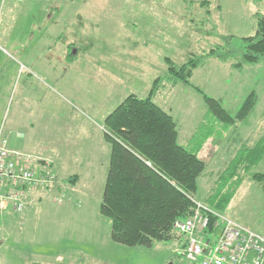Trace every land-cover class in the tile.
<instances>
[{
    "label": "rangeland",
    "instance_id": "rangeland-1",
    "mask_svg": "<svg viewBox=\"0 0 264 264\" xmlns=\"http://www.w3.org/2000/svg\"><path fill=\"white\" fill-rule=\"evenodd\" d=\"M257 14L264 0H0V132L10 145L57 146L70 141L75 118L101 120L128 95H150L159 79L153 100L175 119L179 143L206 163L196 199L264 235V180L255 178L264 152L234 161L242 148L264 145V60L237 69L207 55L226 36H254ZM198 57L192 85L231 115L257 94L245 119L225 125L193 86L167 75V60ZM71 185L58 178L46 195ZM62 191L35 213L0 211L11 218L2 217L0 264H187L178 236L152 247L117 243L112 223L92 221L101 196Z\"/></svg>",
    "mask_w": 264,
    "mask_h": 264
},
{
    "label": "trees",
    "instance_id": "trees-1",
    "mask_svg": "<svg viewBox=\"0 0 264 264\" xmlns=\"http://www.w3.org/2000/svg\"><path fill=\"white\" fill-rule=\"evenodd\" d=\"M256 18L254 36H226L224 45H217L207 55L231 62L237 69L263 61L264 15L257 14ZM202 61L201 57L190 58L176 66L167 60V75L193 86L190 79ZM158 82L159 79L147 97L128 95L105 120L111 156L100 211L112 220L113 240L127 246L152 247L156 241L175 239L178 235L173 224L194 212L192 199L197 200L200 178L206 170L205 161L179 143L173 116L152 100ZM196 89L203 94L208 111L227 126L237 118L245 119L257 103L253 91L233 116L220 100ZM259 147L242 148L234 161L245 163L251 157H262L264 145ZM257 175L255 178L264 180V175ZM65 182L73 185L75 180L68 178ZM2 217L8 223L11 219L10 214L0 212V228Z\"/></svg>",
    "mask_w": 264,
    "mask_h": 264
},
{
    "label": "built area",
    "instance_id": "built-area-1",
    "mask_svg": "<svg viewBox=\"0 0 264 264\" xmlns=\"http://www.w3.org/2000/svg\"><path fill=\"white\" fill-rule=\"evenodd\" d=\"M57 181L48 160L10 148L0 132V211L24 212ZM192 200L194 212L173 224L187 264H264V235Z\"/></svg>",
    "mask_w": 264,
    "mask_h": 264
},
{
    "label": "crops",
    "instance_id": "crops-1",
    "mask_svg": "<svg viewBox=\"0 0 264 264\" xmlns=\"http://www.w3.org/2000/svg\"><path fill=\"white\" fill-rule=\"evenodd\" d=\"M16 1H21V0H16ZM114 76L119 77V79L120 77L121 79L124 78L122 74H117ZM196 87L197 86H193L195 90H197ZM197 91L200 94H202L199 90ZM153 96L154 95H152V100H153ZM109 114L110 113L102 114L103 116L101 117L102 118L101 120L100 119L97 120L96 118H94L91 119L89 123H85V124L82 121L83 119H80L78 117L75 118V121L72 122L74 126L71 129L70 141L62 142L57 146L56 143H52V142H46V143L41 142V143L29 144V145H19L20 142L18 138L16 139L15 142L12 143V145H10V142H8L9 144L8 146L9 147L13 146L15 149L21 150L22 152L31 154L35 157L49 160L52 169L57 173L58 178L60 179L61 182L67 180L68 178L74 179L75 183L70 187L68 186L66 188L67 190L65 189V191H62L63 196L68 191L66 194L73 193L72 195L78 200L79 198H96L99 196H101L102 198L109 167H110V156H111V142L106 136L107 130L105 128V120ZM97 126L99 127V129L97 128ZM96 128L100 131V133L96 132ZM103 135L106 137V139L103 137ZM97 139L98 141H96ZM97 181L103 183H101L99 186L96 183L95 184L87 183V182H97ZM95 189L100 191L98 195L95 194ZM57 192L60 193L61 192L60 189H58V191L50 192L48 196L46 195L48 193L46 191L40 193V196L43 195L46 196L44 198L39 199L37 201L38 204L36 205L31 204L32 206H28L26 208L27 209L26 212L32 210L35 213L39 209L38 205L44 202V200L48 199L50 197V194L55 193L56 195ZM64 203L65 205H69L68 202H64ZM100 206L96 208L97 210L95 212L93 211V217H94L92 218L93 223L97 224V226H99L101 223H106V221H108V224L112 223V220L110 218L106 220V217L101 213ZM66 207L67 206H65V208Z\"/></svg>",
    "mask_w": 264,
    "mask_h": 264
},
{
    "label": "water",
    "instance_id": "water-1",
    "mask_svg": "<svg viewBox=\"0 0 264 264\" xmlns=\"http://www.w3.org/2000/svg\"><path fill=\"white\" fill-rule=\"evenodd\" d=\"M2 244V242L0 241V245Z\"/></svg>",
    "mask_w": 264,
    "mask_h": 264
}]
</instances>
